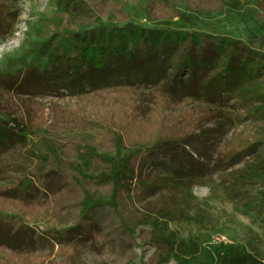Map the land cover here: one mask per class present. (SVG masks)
I'll return each mask as SVG.
<instances>
[{"label": "rangeland", "instance_id": "obj_1", "mask_svg": "<svg viewBox=\"0 0 264 264\" xmlns=\"http://www.w3.org/2000/svg\"><path fill=\"white\" fill-rule=\"evenodd\" d=\"M84 1L93 17L78 14L74 0H0V119L19 116L27 135L22 155L12 154L20 161L19 166L0 176V186H11L22 179L33 189V168L44 170V165L59 158L84 173L99 174V155L118 159L138 146L139 141L114 137L117 128L124 131L123 124L141 134L142 128H149L151 121L165 112L175 114L182 108L211 110L212 118L204 122L187 150L174 146L153 155V160L162 162L157 170L174 177L175 183L147 194L141 190L139 177L127 174L131 207L144 212L143 204L157 199L160 192L177 199L174 207H166L170 210L153 213L146 222L133 219L132 252L136 255L128 264H228L220 262L218 256L222 248L233 245L240 247L242 254L264 262V172L243 170L247 163L262 157L264 146L259 143L231 164L215 163L218 151L227 142L242 137L244 131L264 128V117L243 114L247 107L235 96L206 100L185 93L175 104L158 98L152 84L77 93L43 82L21 92L14 82L15 75L30 65L47 66L55 52L74 51L82 43L76 33L102 32L117 26L170 29L180 37L191 35L223 44L241 39L254 51L264 53V43L258 42L264 33V21L256 14L257 0H225L226 10H193L186 0H175L182 15L169 17L153 15L148 9L154 1L163 7L160 0ZM258 80L264 83V67L260 68ZM256 105L252 102L249 107ZM112 120L118 126L114 127ZM152 141L153 137L148 143ZM150 166L155 164L150 162ZM111 200L112 194L102 188L83 198L86 206ZM54 210L52 205L17 204L0 196V212L17 215L23 222L40 228L72 224L71 213ZM143 231H160L168 239L172 250L165 260L152 262L156 248L143 240ZM117 242L110 243L100 236L93 244L71 241L68 245L86 264H120L126 253ZM63 246V242L53 243L45 237L36 252L60 260L58 249Z\"/></svg>", "mask_w": 264, "mask_h": 264}, {"label": "trees", "instance_id": "obj_2", "mask_svg": "<svg viewBox=\"0 0 264 264\" xmlns=\"http://www.w3.org/2000/svg\"><path fill=\"white\" fill-rule=\"evenodd\" d=\"M186 2L193 10H226L225 0ZM160 3L163 7L157 1L148 7L153 15H182L175 0H160ZM74 8L85 18L94 16L84 0H74ZM256 14L264 21V0H257ZM76 35L82 43L74 51H57L47 66L40 68L30 65L22 74L15 75L14 82L19 86L18 90L28 92L42 82L53 83L59 89L77 93L125 89L144 83L152 84L155 95L169 103H178L181 101L180 96L185 93L206 100L235 96L247 107L243 114L264 117V83L258 80L260 68L264 67V53L254 51L241 39L223 44L213 39H196L191 35L180 37L170 29L144 25L117 26L102 32L81 35L78 32ZM258 42L264 43V33ZM245 50L257 53L252 55ZM252 102L257 105L250 108ZM212 116L211 110L203 108H182L175 114L165 112L163 117L152 120L149 128H142L143 134L123 124L124 131L117 128L118 133L115 134L116 130H113L114 137L120 141L126 137L139 141L138 146L118 159L99 155L102 156L98 165L99 174L84 173L69 161L59 158L50 165H44V170L33 168V177H36L33 189L24 185L22 179L14 181L11 186H0V196L17 204L39 202L52 205L55 210L71 213L73 219L72 224L67 226L40 228L23 222L17 215L0 212L1 263L86 264L76 250L68 245L69 242L89 241L93 244L101 236L110 243L120 242L124 248L122 253H126L120 264H128L136 255L132 252L133 219L140 218L139 221L146 222L153 213L170 210L166 207H174L172 205L177 199L174 195L160 192L155 197L157 199L143 204L144 212L135 206L131 207L128 205L131 185L127 174L139 177L141 190L147 194L175 183L174 177L157 170L162 162L153 160L154 153L167 151L174 146L186 149L192 144L196 133L203 129L204 122ZM110 123H114V127L118 126L115 120ZM22 126L19 116L9 120L0 119V176L20 164L12 154L22 155L27 144V135ZM241 135L218 151L216 164H231L254 150L259 143L264 146V128L256 132L244 131ZM152 137L153 141L148 143ZM150 162L155 167H149ZM248 169L264 172V152L260 159L243 167V170ZM97 188L108 189L113 200L84 205L83 198L92 195ZM45 237L53 243H64L58 249L60 260H55L48 253L36 252L38 244ZM142 238L153 243L156 248L151 256L154 263L165 260L172 250L171 243L160 231H143ZM218 260L228 264H264L256 256L242 254L236 245L222 248Z\"/></svg>", "mask_w": 264, "mask_h": 264}]
</instances>
